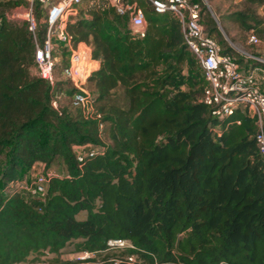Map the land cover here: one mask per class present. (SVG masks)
<instances>
[{"label": "trees", "instance_id": "trees-1", "mask_svg": "<svg viewBox=\"0 0 264 264\" xmlns=\"http://www.w3.org/2000/svg\"><path fill=\"white\" fill-rule=\"evenodd\" d=\"M137 1L144 36L106 2L85 0L67 21L73 46L85 42L99 61L88 79L89 109L73 104L65 78L70 100L53 105L61 83L31 72L33 34L25 20L8 17L17 3L0 1V264L58 258L73 240L78 251L105 254L98 263L61 264H128L122 255L137 264H264V158L255 119L243 110L212 115L200 100L206 82L180 20ZM192 1L201 3L206 32L234 56L207 5ZM262 5L242 0L227 18L264 41ZM36 16L42 43L47 10ZM54 56L57 76L70 49L59 45ZM236 60L245 69L253 64ZM87 147L94 154L79 160ZM56 161L66 173L52 175L44 195L15 187L28 174L33 179L37 163L48 170ZM112 238L133 247L110 254Z\"/></svg>", "mask_w": 264, "mask_h": 264}, {"label": "built area", "instance_id": "built-area-1", "mask_svg": "<svg viewBox=\"0 0 264 264\" xmlns=\"http://www.w3.org/2000/svg\"><path fill=\"white\" fill-rule=\"evenodd\" d=\"M24 7L14 11L10 18L22 19L28 23L35 42V68L37 74L55 85L56 58L54 52L59 45H67L70 49L69 62L61 69L63 78L69 80L74 87L72 102L75 106L90 108V92L88 79L91 73L99 66L94 59L91 49L84 42L73 46L72 36L66 31L67 21L78 13L79 6L85 0H23ZM50 1L47 9L46 21L48 30L45 40L40 43L36 36L38 28L37 12L44 3ZM106 2L113 6L121 15L128 16L130 29L134 34L144 36L147 26L146 17L137 0H94ZM155 11L173 12L181 22L184 40L194 53L201 65L206 85L200 100L210 107L212 115L221 119L231 116L237 110L247 111L255 119L257 130L255 139L258 149L264 158V56L245 52V56L252 60L248 69L236 58L224 53L217 39L209 35L202 23L201 3L192 0H148ZM249 42L257 45L259 37L255 33L249 35ZM57 107V98L53 100ZM103 129L104 124H100ZM95 149L91 148L79 156L82 160L85 155L92 156ZM52 175L43 172L33 176L31 181L18 182L15 187L30 196H39L46 193L49 179ZM133 247L132 243L123 238H112L107 242V249H125ZM93 252L81 251L76 260H88ZM128 264H137L133 255L126 257Z\"/></svg>", "mask_w": 264, "mask_h": 264}, {"label": "rangeland", "instance_id": "rangeland-1", "mask_svg": "<svg viewBox=\"0 0 264 264\" xmlns=\"http://www.w3.org/2000/svg\"><path fill=\"white\" fill-rule=\"evenodd\" d=\"M0 1H8V0H0ZM17 4L7 11V14L11 16V14L16 11L17 9H21L24 7V1L23 0H13ZM202 3L207 5L208 11L210 14L214 17L215 21L217 22L218 28L220 29L222 35L224 38L228 41V43L233 47L234 49V56L236 58H241V56H245V52L250 54H257V55H263L264 54V41L261 40V42L258 45H252L249 42V34L251 32H246L242 30L237 24L231 22L228 20L229 13L235 11L236 9L240 8L242 0H201ZM50 1L43 4V8L46 10L49 8ZM41 7V9H42ZM257 13L264 17V5L259 6L257 8ZM43 18L40 19L42 22ZM224 27L227 29V32L224 30ZM254 33V32H253ZM230 38H233L234 41H231ZM31 72L33 74H37V70L35 67H32ZM57 79L58 82L61 83L59 89L57 88L54 92V95L57 99H59L62 103H67L70 100V96L67 94L68 91V82L63 78V75L61 73V68L58 67L57 69ZM90 147L84 148L82 152L87 151ZM3 158H0V172L3 165ZM45 173V174H51V175H64L66 173V168L63 165L62 162L56 161L53 163V165L48 169H44L43 164H39L35 166L33 171L31 172V176L38 173ZM30 175L28 174L26 179H28ZM1 188V184H0ZM86 213L82 212L79 214V218L85 217ZM77 240H73L67 244V246L62 250L61 254L58 256V258H55V256L51 253H47L42 256H38L37 258L34 256H30L29 260L25 263L20 264H61L62 263H70L76 261V255L80 253L81 251H78L76 248ZM124 249H110L108 252L110 254L117 253L118 255L121 254V252ZM103 253L93 254V258H95L94 263H98V261L103 257ZM120 257L126 258V256L122 255ZM58 260L57 262L55 260Z\"/></svg>", "mask_w": 264, "mask_h": 264}, {"label": "crops", "instance_id": "crops-1", "mask_svg": "<svg viewBox=\"0 0 264 264\" xmlns=\"http://www.w3.org/2000/svg\"><path fill=\"white\" fill-rule=\"evenodd\" d=\"M84 43H85V42H84ZM261 56H264V54L261 55ZM242 67L245 68V66H242ZM262 88L264 89V78L262 79ZM39 164H41V163H37L36 166L39 165Z\"/></svg>", "mask_w": 264, "mask_h": 264}]
</instances>
